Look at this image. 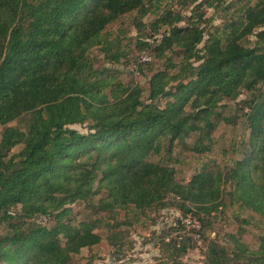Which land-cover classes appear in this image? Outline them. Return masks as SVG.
Listing matches in <instances>:
<instances>
[{
	"label": "trees",
	"instance_id": "obj_1",
	"mask_svg": "<svg viewBox=\"0 0 264 264\" xmlns=\"http://www.w3.org/2000/svg\"><path fill=\"white\" fill-rule=\"evenodd\" d=\"M181 1L193 5L189 15L165 9L148 23L154 31L167 27L158 43L136 40L163 61L149 78L151 102L145 103L140 86L115 82L108 68L95 67L90 52L101 46L111 62L128 58L121 39L109 38L110 26L137 12L142 32L147 0H0V219L9 227L0 237V264H75L74 255L100 244L95 230L103 219L75 224L68 206L93 201L96 184L104 191L96 204L102 213L177 206L183 215L176 226L196 243L183 219L200 220L204 241L201 212L224 204L225 183L233 203L264 217V0ZM204 5L226 11L207 38ZM242 89L250 93L243 103L250 109L252 154L227 171L202 170L180 181L170 163L176 144L198 133L192 149L211 150L224 119L219 108ZM160 98L171 100L162 107L155 102ZM23 118L25 127L11 125ZM87 122L88 133L71 127ZM17 145L22 148L14 152ZM156 154L162 161L150 160ZM40 215L54 224L29 221ZM166 240L161 253L165 242L186 251L183 237ZM219 246H209L212 263ZM239 251L254 258L251 264H264V237L258 250L240 242Z\"/></svg>",
	"mask_w": 264,
	"mask_h": 264
},
{
	"label": "rangeland",
	"instance_id": "obj_2",
	"mask_svg": "<svg viewBox=\"0 0 264 264\" xmlns=\"http://www.w3.org/2000/svg\"><path fill=\"white\" fill-rule=\"evenodd\" d=\"M200 1L202 0H198V2ZM185 3L183 4L181 1L178 4V0H147V6H150L151 9L141 19L148 25L165 9L180 10L183 15H189L193 5L188 1ZM202 10L205 13V18L211 19L210 23L204 24L206 25L205 37L207 38L212 26H219L223 23L226 11H224V6L209 7L207 5H204ZM135 18H138L137 12L126 14L111 24L108 33L109 38L114 41L121 39L122 48H125L128 58H123L120 62H111L105 58L101 46L94 47L90 52V57L99 71L108 68L111 78H115V82H119L125 87L140 86L142 99L145 103H150L149 78L157 69L163 67V61L157 58L153 49H142L136 45V40L141 39L155 45L160 41L167 27H161L158 31H154L148 25L139 33L135 25ZM250 39L254 41L256 38L251 35ZM203 44L201 43L200 46ZM144 56L150 58L146 63L142 62ZM249 95L248 91L242 89V93L235 101H226V105L219 108L224 119L218 123L213 132L211 150L200 153L192 149L199 136L198 133H193L176 144L170 163L176 168L177 178L180 181L189 182L195 174L202 170L227 171L236 161L252 154L251 128L246 115L250 109L243 103L245 99L249 98ZM167 100L171 99L160 98L155 102L163 107ZM27 124L26 118L11 123V125L22 127ZM90 125L91 123L87 122L71 127L82 133H88ZM2 131L3 125L0 124V140ZM21 148L22 145H17L13 151L18 152ZM150 160L159 162L162 161V156L152 155ZM95 187L96 194L93 201L75 202L68 205L73 209L71 217H74L75 224L89 217L90 219H103V222L95 230L101 234L103 241L92 247H84L79 254L74 255L73 263L75 264H251L250 259L254 258L240 252L239 244L242 242L249 249L258 250L261 237H264V217L240 203H233L229 195L230 183L223 185L224 204L211 213L201 212L205 222L202 244H199V241L192 242L190 234L176 226L177 220L183 215V211L177 206L152 208L146 210L145 213L134 207L118 209L113 213H102L97 209L96 204H99V199L104 195V191L100 192L97 184ZM20 207L19 205L13 210L20 211ZM33 220L47 226L54 224L50 215H40L29 221ZM8 233L7 223L0 219V237ZM162 236L166 237L162 239ZM176 236L183 237L182 241L186 245V251L182 253L180 247L168 248V242H165L167 250L165 249V253H161L160 242L167 241V237L173 239ZM213 241L220 244L216 253L219 259L217 263H212L209 260V246ZM222 249H224V253H222Z\"/></svg>",
	"mask_w": 264,
	"mask_h": 264
},
{
	"label": "built area",
	"instance_id": "obj_3",
	"mask_svg": "<svg viewBox=\"0 0 264 264\" xmlns=\"http://www.w3.org/2000/svg\"><path fill=\"white\" fill-rule=\"evenodd\" d=\"M149 59L150 58L147 56L143 57L144 61ZM183 221L189 229H194L196 231L195 238L199 241V244H202V237L199 232L202 226L200 220L196 216L189 214L183 219Z\"/></svg>",
	"mask_w": 264,
	"mask_h": 264
}]
</instances>
